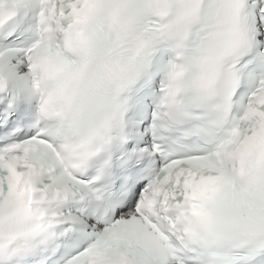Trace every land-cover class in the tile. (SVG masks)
<instances>
[{
    "label": "snow or ice",
    "instance_id": "snow-or-ice-1",
    "mask_svg": "<svg viewBox=\"0 0 264 264\" xmlns=\"http://www.w3.org/2000/svg\"><path fill=\"white\" fill-rule=\"evenodd\" d=\"M29 2L38 39L0 38V264H264V0Z\"/></svg>",
    "mask_w": 264,
    "mask_h": 264
},
{
    "label": "clouds",
    "instance_id": "clouds-1",
    "mask_svg": "<svg viewBox=\"0 0 264 264\" xmlns=\"http://www.w3.org/2000/svg\"><path fill=\"white\" fill-rule=\"evenodd\" d=\"M15 8L16 6H14L13 4L9 5L7 3V0H2V2H0V16L4 17L5 19L15 16L16 15ZM33 91L37 98V102H39L41 97L48 102L44 109V112L42 113V115L46 119L47 118L54 119L55 118L54 114L57 111L61 110L62 108L66 109V104L64 99L58 95L48 92L46 89H44L43 85H41V87L38 89L34 88ZM65 154L69 158H71V156L73 155L71 151H68Z\"/></svg>",
    "mask_w": 264,
    "mask_h": 264
}]
</instances>
